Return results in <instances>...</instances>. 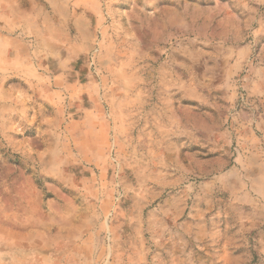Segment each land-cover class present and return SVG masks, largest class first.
Returning <instances> with one entry per match:
<instances>
[{"label":"rangeland","instance_id":"1","mask_svg":"<svg viewBox=\"0 0 264 264\" xmlns=\"http://www.w3.org/2000/svg\"><path fill=\"white\" fill-rule=\"evenodd\" d=\"M0 264H264V0H0Z\"/></svg>","mask_w":264,"mask_h":264}]
</instances>
